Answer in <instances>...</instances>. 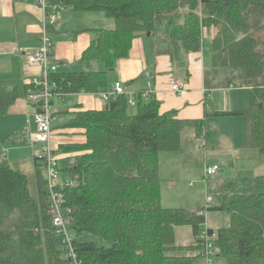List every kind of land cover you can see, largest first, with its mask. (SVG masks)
<instances>
[{
	"label": "trees",
	"instance_id": "16d2710c",
	"mask_svg": "<svg viewBox=\"0 0 264 264\" xmlns=\"http://www.w3.org/2000/svg\"><path fill=\"white\" fill-rule=\"evenodd\" d=\"M47 4L58 11L103 13L114 23L112 29L92 30L81 57L84 71L49 74L55 94L107 93V73L117 61L128 58L133 40L147 33L164 45L163 52L176 58L200 52L209 44L212 65L227 73V84L246 88L249 100L245 110L214 116H242L246 147L264 157V0H47ZM212 30L216 32L209 40ZM98 63L104 71L97 69ZM25 88L27 94L31 88ZM142 94H137L130 115L126 96L118 95L103 110L65 112L61 127L52 123V135L63 128L85 137L83 144L58 149V154H77L58 159L63 178L73 182L58 192L74 235L76 262L192 264L203 259L206 231L214 255L227 264H264V175L231 179L214 191L216 206L204 211L224 212L228 217V225L216 235L204 230L203 210L164 208L159 153L180 151L186 128L205 140L204 147L219 134L202 121L179 120L175 112L160 114L159 102L152 97L144 100ZM17 99L16 87L0 84V117ZM53 117L57 118L54 113ZM40 162L36 158L33 198L27 176L0 154V264H73L67 248L58 247ZM181 227L192 229L193 244L176 242ZM84 235L104 245L81 240Z\"/></svg>",
	"mask_w": 264,
	"mask_h": 264
},
{
	"label": "crops",
	"instance_id": "0c3cea01",
	"mask_svg": "<svg viewBox=\"0 0 264 264\" xmlns=\"http://www.w3.org/2000/svg\"><path fill=\"white\" fill-rule=\"evenodd\" d=\"M37 2L38 0H0V84L8 88H23L22 97L18 96L8 114L15 115L14 117H18L21 121L23 119L24 124L20 127V121L13 119V123L17 125L15 129H12L17 132L13 135L15 139L9 140V145L28 142L33 146L29 136L35 131L34 109L27 100L25 85L27 77L40 74V70L29 68L25 56L40 46L43 11ZM113 27V21L107 19L103 13L74 12L65 9L58 11L56 21L50 24L48 32L53 43L50 62L57 65V72L61 74L84 71L86 66L82 64L81 57L90 44L93 36L92 30L112 29ZM150 37L151 35L147 39H145L146 36L134 39L128 58L117 61L113 71L107 73L108 93L110 94L107 100L102 99L98 94L85 93L54 97L52 107L57 118L53 126L61 127L62 119L66 117L61 114L65 112L103 110L114 98L112 96L113 85L121 82L127 101L132 108L130 113L135 109L137 94L145 92L147 97H143L144 100L152 97L159 101L160 114L172 111L179 120L202 121L212 128L217 127L216 130L222 137L217 123L214 122L218 118L214 114L218 111L211 110L212 108H209L207 104L208 101H212L213 94L218 91L228 92L235 89L247 91V89L227 84L225 75L222 81L207 77L203 60L197 59L198 55H202L201 51L181 53L177 58L171 57L163 52L164 45L159 44L156 38L150 41L148 39ZM99 65L101 64H97V69L104 71ZM170 83L171 85L183 84L185 94L179 95L173 92L168 87ZM224 97H227V94ZM235 109L226 108L223 112L237 111ZM32 123L33 127H31ZM57 132V135L55 133L52 135L50 145L59 160L73 156V154H58L59 146L85 142L83 134H74L70 129L61 128L57 129ZM199 139L203 143V138ZM0 154L4 155L2 150ZM33 157L35 165L36 158L40 156L34 154ZM8 161L13 168L21 172L19 168L10 163V160ZM207 213L209 212L206 211L205 214ZM208 217L209 215H205V222ZM206 229L213 230L214 228L209 225ZM217 229L220 228L217 227Z\"/></svg>",
	"mask_w": 264,
	"mask_h": 264
},
{
	"label": "rangeland",
	"instance_id": "374dc122",
	"mask_svg": "<svg viewBox=\"0 0 264 264\" xmlns=\"http://www.w3.org/2000/svg\"><path fill=\"white\" fill-rule=\"evenodd\" d=\"M215 32V30H212V34L208 35V39H211ZM144 36L147 39V34ZM154 36L151 35L148 39L152 41V38H156ZM206 45L201 50L202 55H198L197 59L203 60V67L207 71V77L211 79L214 77L217 81H222L227 73L212 65L210 46L209 44ZM99 66L102 67L101 65ZM171 84H168L169 88H172ZM17 92L19 93L18 96L22 97L23 88L18 87ZM226 94L227 97H224ZM207 104L209 108H212L211 110H217L218 112H223L226 108H236L235 110L237 111L245 110L249 106L248 92L244 89H235L228 92L218 91L213 94L212 101H208ZM14 116L7 114L0 117V150L3 151L13 166L19 168L27 176L30 195L35 198L37 195V169L33 163V155L41 156L42 148L38 144L33 143L32 146L28 142L9 145V139L17 132L13 130L15 125H17L13 123ZM15 119L20 121V127L21 125L23 126V119L22 121L18 117ZM185 121L194 122L196 120ZM214 122L217 123L222 137L213 136L211 141H206L205 148L203 147L205 140L203 139L202 143V140L196 136L194 129L186 128L181 135L180 151L159 153L160 195L161 204L164 208H182L192 212L200 209L204 211L207 207V200H209V206H216L214 191H219L228 180L254 178L264 175V157L256 149L246 147L244 118L242 116H218ZM31 127H33V123ZM71 131L74 133L76 130L72 129ZM56 133H58L57 130L55 131ZM76 155L73 154L71 157ZM205 166H217L219 170L215 176L205 178ZM39 170L41 175L45 176L43 168L40 167ZM204 215H209L203 225L204 230L210 225L214 228L215 235L218 230L217 227L224 228L228 225V217L224 212L209 211V213L205 214L204 211ZM69 235L74 237L72 231H69ZM199 237L202 236L200 235ZM80 239L95 241L99 245H104L102 241L91 235H84ZM57 240L58 247L62 248L64 246L62 238L58 237ZM194 240L195 237L190 227H181L176 230V242L178 244H193ZM210 240L213 241L214 237L210 238ZM192 264H206V261L196 259ZM209 264L227 263L225 258L214 255Z\"/></svg>",
	"mask_w": 264,
	"mask_h": 264
},
{
	"label": "built area",
	"instance_id": "2783aa9c",
	"mask_svg": "<svg viewBox=\"0 0 264 264\" xmlns=\"http://www.w3.org/2000/svg\"><path fill=\"white\" fill-rule=\"evenodd\" d=\"M37 4L43 11L40 46L35 51L28 53L25 56L29 68L40 70V74L27 77L28 79L26 83V85L31 88L27 92V100L29 104L33 106V119L35 124V131L30 133L29 139L34 144H39L42 148V155L38 159L41 160L43 165L42 168L46 176L50 208L54 212L52 223L55 233L58 237L62 238V242L67 248L73 264H79L76 262L72 248L73 237L69 235V231L71 230L63 208V197L62 194L58 192V188L72 186L73 182L63 178L58 157L50 145V140L52 138L51 127L52 123L55 122V118L53 117L52 99L54 97L64 96V94L60 93L55 94L54 90L56 89V85L50 84L48 81L49 74L57 71V65L50 62L53 43L47 27L49 24L56 21L58 10L56 6H49L47 0H38ZM171 89L179 95L185 94L184 85L181 83H175L172 85ZM98 95L104 100H107L110 97L108 92H100ZM118 95H126L121 82H116L112 87V96L116 97ZM142 97H147V93L144 92ZM218 170L217 166H205V178L215 176ZM207 207H209V200H207ZM202 235L205 240L202 257L206 261V264H209L214 255V250L212 244L208 241L206 231L203 232Z\"/></svg>",
	"mask_w": 264,
	"mask_h": 264
},
{
	"label": "water",
	"instance_id": "95a60500",
	"mask_svg": "<svg viewBox=\"0 0 264 264\" xmlns=\"http://www.w3.org/2000/svg\"><path fill=\"white\" fill-rule=\"evenodd\" d=\"M150 34L149 33H147V36H149ZM128 115H130V109H128Z\"/></svg>",
	"mask_w": 264,
	"mask_h": 264
}]
</instances>
